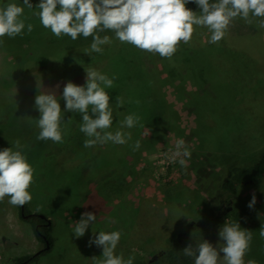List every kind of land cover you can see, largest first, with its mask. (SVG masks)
I'll list each match as a JSON object with an SVG mask.
<instances>
[{"label": "rangeland", "instance_id": "1", "mask_svg": "<svg viewBox=\"0 0 264 264\" xmlns=\"http://www.w3.org/2000/svg\"><path fill=\"white\" fill-rule=\"evenodd\" d=\"M30 2L33 9L23 5V0H0V6L16 3L24 7L22 18L25 20L22 34L14 38L0 37V150L12 146L13 150H18L15 144L20 142L19 150L35 169L34 182L29 189L32 200L26 206L32 213L47 216L52 223L53 245L32 264H99L103 249L95 244L90 247L89 240L93 239V232L98 235L101 231L121 233L116 255L123 254L125 259L134 257L133 264H154L157 261L154 258L171 246L172 239L181 238V243H186L187 239L194 238L188 224L201 226L220 210L218 188L222 174L219 167L230 161L225 156L226 151L221 150L223 145L228 144L229 152L239 155L236 161L244 165L254 162L256 152L262 149L264 44L254 43L259 38L252 37L255 29L243 18L231 22L226 33L235 40L236 49L263 59H260V66L254 63L251 67L260 74L254 76L259 79L251 80L249 88L243 87L242 92L239 91L236 98L244 100L239 105L233 104L236 105L235 115L227 126L203 127L200 125L203 118L197 115L198 111H194L195 106L187 97L189 92L206 94V88L196 79L194 70L192 74L184 68L179 70L189 78L184 83L187 100L176 101L169 89L161 88V92L155 93L138 71V65L143 53V64L151 73L161 60L158 53L122 43L111 30L97 33L101 38L108 36L110 43L101 45L102 52H92V36L80 35L76 40L67 35L57 38L50 29L42 26L37 15L36 5L41 0ZM256 18L260 17L249 16L251 20ZM29 23L33 25L31 32L27 30ZM199 61L196 66L199 71L200 68L205 71L206 61L204 58ZM86 69H95L109 79L115 77L113 86L105 88L111 98L112 125L115 127L105 131L123 132L126 143L108 141L84 147V141L90 137L80 131L82 115L66 111L62 93L69 81L86 84ZM162 73L167 75L165 66ZM48 92H55L67 122L61 143L37 139L40 129L36 120L41 114L35 107V97ZM117 97L122 104L118 103ZM165 99L167 102L174 100L176 108L172 114L170 109L166 113ZM208 99L211 100L209 96ZM130 114L140 118L135 124L141 126L139 131L146 122L162 125L165 115L173 121L185 119L186 136L179 138V134L169 131L165 141H154L155 144L150 140L143 141V137L144 150L141 144L137 150L135 144L140 141L139 132L134 127L121 126ZM62 128H65L64 123ZM129 133L131 138L127 139ZM165 133L166 130H161L159 136ZM179 139L184 140L190 158H174ZM142 154V160H139ZM136 158L139 164L133 163ZM181 158L187 161L186 167L180 165ZM236 189L234 200L222 206L223 223L208 226L198 235L216 240L226 221L229 224L239 222L241 228L252 231L253 235L250 250L244 257L245 264L250 260L264 264V237L260 236L264 228V179L259 184H239ZM253 193L256 204L249 208ZM9 199L6 196L0 201V264H15L18 257L44 248L30 225L20 219L19 206L10 204ZM171 203L182 212V218H168L166 206ZM85 212H92L97 218L85 235L77 238L73 230ZM222 246L220 240L218 248ZM221 254L219 264H224ZM167 258L160 264H167Z\"/></svg>", "mask_w": 264, "mask_h": 264}, {"label": "clouds", "instance_id": "2", "mask_svg": "<svg viewBox=\"0 0 264 264\" xmlns=\"http://www.w3.org/2000/svg\"><path fill=\"white\" fill-rule=\"evenodd\" d=\"M190 2L192 0H41L36 9H39L37 15L42 26L50 29L57 38L67 35L76 40L80 35L85 38L92 36V52L100 53L101 45L110 43L108 36L101 38L97 33L111 30L122 43H129L142 51L158 53L169 59L175 54L181 41L188 43L191 40L194 25L207 27L212 33L210 42L217 43L224 38L235 18L241 17L248 23H252L250 13L253 17L264 18V0H217L215 3H210V0H194L201 9L199 15L186 7ZM23 5L33 9L30 0H23ZM23 14L24 7L16 3L0 6V37L7 35L14 38L22 34L25 29ZM259 26L264 28V19L260 20ZM27 30L31 32L33 25L27 24ZM86 74V84L77 85L69 81L62 93L66 111L82 115L80 131L90 137L84 141V147L108 141L126 143L123 132L116 131L113 134L105 131L113 123L111 98L105 88L113 86L115 77L109 79L95 69H86ZM117 101L123 103L119 97ZM35 107L41 114L36 120L40 129L37 139L61 143L67 122L55 92L38 94L35 97ZM139 119L130 114L121 122V126L132 128ZM62 123L65 128H62ZM130 138L129 133L127 139ZM139 147L140 141H137L135 149L138 150ZM15 148L18 150H13V146L0 150V201L7 196L13 206H24L32 200L29 189L34 182L35 169L27 156L19 150V141H16ZM173 156L190 158L191 153L185 147L183 139L176 142ZM179 163L182 167L187 166V161L183 158L179 159ZM255 204L256 196L253 193L248 207L253 208ZM96 218L92 212L83 213L73 230L75 236L83 237ZM93 234L89 246L95 244L103 249V259L99 264H133L134 257L125 259L123 254H115L121 238L119 231ZM260 236L264 237V228L261 229ZM219 237L223 242L222 247L217 248L204 240L195 247L188 245L183 253L195 257V264H219L221 253L224 264H245L244 257L250 250L252 231L241 228L239 222L229 224L226 221L219 231ZM247 264L256 262L250 260Z\"/></svg>", "mask_w": 264, "mask_h": 264}, {"label": "trees", "instance_id": "3", "mask_svg": "<svg viewBox=\"0 0 264 264\" xmlns=\"http://www.w3.org/2000/svg\"><path fill=\"white\" fill-rule=\"evenodd\" d=\"M215 2H217V0H210V3ZM186 7L196 12L197 15L200 14L201 9L194 2V0L188 3ZM237 19L242 18L237 17ZM261 19L264 18H256L252 20V23L250 24L252 28L255 29V34L252 37L259 38L258 41L256 40L254 43L263 42L264 44V28L259 26ZM193 27L194 32L191 40L188 43L181 41L179 44L180 46L177 47V51L171 59L161 57L160 62L154 66L151 73L146 70L143 64L142 53L140 57V64L138 65V71L146 78L145 81L148 82V84H151L152 88L155 89V93L161 92L162 89H169L172 97H175L176 101H180L183 99L187 100V91L184 89V83H186L188 76L186 74H182L179 70L184 68L190 71L191 74L194 70L193 72H195L198 77L196 79H198L202 85L204 84L203 88H206L205 93L207 94H204L203 96L197 92H189L187 94L188 99L190 98V101L195 106L194 111H198L197 115L203 118V123L200 125L203 127L209 126V128L216 125L217 127L222 128V126H227L229 122H231L232 116L235 115L234 108L244 100L236 98L239 91L242 92L243 87L249 88L252 84L251 80L255 81L259 79L257 77L260 74L258 72H254L251 67L254 63L256 65L259 64L261 58L251 57L248 54L246 55L238 51L235 47V40L233 38H229L227 33L219 42L212 43L210 42L212 33L207 27L196 25ZM77 45H75V47ZM200 58L201 60L204 58L206 61L205 71L203 68H200L199 71L198 66H196V63L200 62ZM169 62L171 65H169ZM179 65L181 68L178 67ZM164 66L167 69L166 76L162 73ZM241 68L245 70H242ZM204 75L207 78H205ZM215 87H217V89ZM210 89H212L213 92H211ZM260 89L263 88L261 87ZM219 90L222 91L221 94ZM200 95L201 98L199 101ZM208 96L211 100L208 99ZM165 102L168 106V108L164 107L166 108V113L170 109L172 114V111L176 108L174 100L171 99V102H167L165 99ZM234 103H236V105H233ZM154 123H144L140 131L139 128L141 126H134V129L139 132V140L142 149L144 140H150L152 144H155L154 141H165L168 138L167 134L169 131L174 134H179V138H184V136H186L185 119L182 120L177 118L173 121V119H170V117H166L165 115L164 120H162V125H156ZM111 127L113 128L115 125L113 124ZM161 130H166L167 132L162 137L159 136L161 135ZM142 139L143 141L141 142ZM219 141L221 142V139ZM228 147L229 146L227 144L226 147L223 145L221 148V150L226 151L225 156L229 157L230 161L219 167L221 170L220 173L222 174V181L220 187L218 188L220 192L219 201L221 206L217 215L208 218L201 226L198 224H188V229L195 234V236H193L194 238L189 239L190 241H188L186 236L188 241H186V243L185 241L184 243H181L183 241L181 238L172 239L171 246L156 256L155 259L157 261L154 262V264L162 263V261L166 259V256L168 257L167 259H169L167 264H195V257L184 255L183 249L190 244L195 247L196 244L202 243L204 240L209 241L213 244V246L218 248L221 240L220 237H217L216 240L214 238L209 240L203 234L198 235V233L203 229L208 228V226H219L223 223L222 204L227 201L234 200L235 194L237 193V185L249 183L259 184L264 179V143L262 145V149L256 152L254 162L249 165H244L243 163L236 161V157H239V155L231 154L229 149H227ZM142 157L143 154L140 158L138 157V159L142 160ZM135 162H137V158L133 159V163ZM136 164L139 163L137 162ZM127 169H125V171ZM166 214L169 219L175 218L176 216L182 218V212L174 203L166 206ZM19 216L21 220H24L30 225L36 239L44 246V248L37 253L18 257L15 264L37 263L40 256L46 254L53 245V239L51 237L52 223L47 216L44 215V217H41V214L32 213L27 208L26 204L24 213H22L21 206H19ZM47 242H49L50 245L49 249L45 248Z\"/></svg>", "mask_w": 264, "mask_h": 264}, {"label": "water", "instance_id": "4", "mask_svg": "<svg viewBox=\"0 0 264 264\" xmlns=\"http://www.w3.org/2000/svg\"><path fill=\"white\" fill-rule=\"evenodd\" d=\"M24 209H25V205L24 206H21V210L22 211H24ZM25 217H27V216H25ZM41 217H44V215H41ZM49 247H50V245H49V242H47V245H46V249H49ZM155 259V258H154Z\"/></svg>", "mask_w": 264, "mask_h": 264}, {"label": "flooded vegetation", "instance_id": "5", "mask_svg": "<svg viewBox=\"0 0 264 264\" xmlns=\"http://www.w3.org/2000/svg\"><path fill=\"white\" fill-rule=\"evenodd\" d=\"M232 201H230L229 203H231ZM222 206H224V203L222 204ZM22 213H24V211H22ZM24 216H26V215H24Z\"/></svg>", "mask_w": 264, "mask_h": 264}]
</instances>
